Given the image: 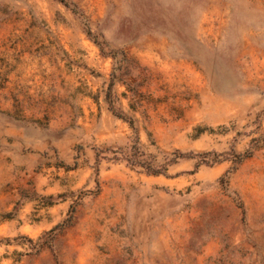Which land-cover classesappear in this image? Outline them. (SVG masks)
<instances>
[{
  "label": "rangeland",
  "instance_id": "374dc122",
  "mask_svg": "<svg viewBox=\"0 0 264 264\" xmlns=\"http://www.w3.org/2000/svg\"><path fill=\"white\" fill-rule=\"evenodd\" d=\"M0 264H264V0H0Z\"/></svg>",
  "mask_w": 264,
  "mask_h": 264
},
{
  "label": "trees",
  "instance_id": "16d2710c",
  "mask_svg": "<svg viewBox=\"0 0 264 264\" xmlns=\"http://www.w3.org/2000/svg\"><path fill=\"white\" fill-rule=\"evenodd\" d=\"M143 154H133L132 156H127V162L136 167L143 168L146 170L148 174L152 175H159L164 173L166 170L164 169L165 167L163 166H157L153 163H147L146 161L143 160ZM178 159V158H177ZM174 162L176 160H173Z\"/></svg>",
  "mask_w": 264,
  "mask_h": 264
}]
</instances>
